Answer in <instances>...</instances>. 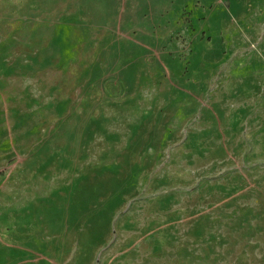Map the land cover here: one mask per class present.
I'll return each mask as SVG.
<instances>
[{
    "label": "rangeland",
    "instance_id": "rangeland-1",
    "mask_svg": "<svg viewBox=\"0 0 264 264\" xmlns=\"http://www.w3.org/2000/svg\"><path fill=\"white\" fill-rule=\"evenodd\" d=\"M0 264H264V0H0Z\"/></svg>",
    "mask_w": 264,
    "mask_h": 264
}]
</instances>
